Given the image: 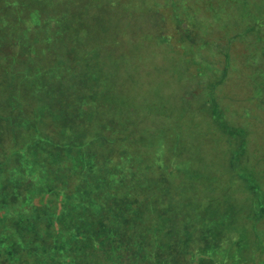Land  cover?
Returning <instances> with one entry per match:
<instances>
[{"label": "rangeland", "instance_id": "rangeland-1", "mask_svg": "<svg viewBox=\"0 0 264 264\" xmlns=\"http://www.w3.org/2000/svg\"><path fill=\"white\" fill-rule=\"evenodd\" d=\"M260 9L0 0V264H264Z\"/></svg>", "mask_w": 264, "mask_h": 264}, {"label": "trees", "instance_id": "trees-1", "mask_svg": "<svg viewBox=\"0 0 264 264\" xmlns=\"http://www.w3.org/2000/svg\"><path fill=\"white\" fill-rule=\"evenodd\" d=\"M260 15H258V17L254 20H256V24L260 27H264V13L262 12V10L260 9ZM235 180V179H234ZM263 196H258V200H261ZM42 199V203H43V198ZM41 203V204H42ZM179 205V209L180 212L175 211L176 208ZM40 206H45V203H43ZM190 205L187 204V206H183L181 203H174L172 204H168V209H167V213L164 215V222L167 223H171L173 224L175 227H183V229H193L195 231H198V233L202 236L205 237L211 244L212 242L217 244V248H220L221 251H225L227 252L226 249H223L221 246L224 242L229 241L232 246L234 245V247L232 249H229L228 252H236L238 249L236 248V246L238 245V241L236 240V237H232L229 240H221L216 238L215 236L217 234L220 233H233L235 234L237 232V230H241L242 235L244 236L245 233L248 231V228H244L242 227L243 224L241 225H233V224H229V225H225L224 222L218 218L214 219L213 221H209L207 218V215L204 211L202 212H198L202 213V215L200 216H196V214L194 212H189L186 208H188ZM173 211V212H171ZM174 217H171L173 216ZM206 215V218L205 216ZM244 233V234H243ZM215 238V240H213ZM237 239L240 240H247V236L238 238ZM246 259H248L245 255H243L242 253H240L237 257V264H246L248 263L246 261ZM227 261V260H226ZM228 264H236L235 262H227Z\"/></svg>", "mask_w": 264, "mask_h": 264}]
</instances>
